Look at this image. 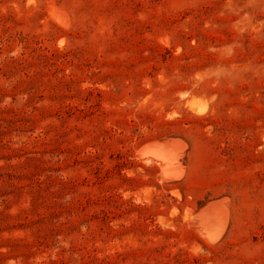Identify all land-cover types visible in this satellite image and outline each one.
Returning a JSON list of instances; mask_svg holds the SVG:
<instances>
[{"label": "rangeland", "instance_id": "1", "mask_svg": "<svg viewBox=\"0 0 264 264\" xmlns=\"http://www.w3.org/2000/svg\"><path fill=\"white\" fill-rule=\"evenodd\" d=\"M0 264H264V0H0Z\"/></svg>", "mask_w": 264, "mask_h": 264}, {"label": "bare ground", "instance_id": "2", "mask_svg": "<svg viewBox=\"0 0 264 264\" xmlns=\"http://www.w3.org/2000/svg\"><path fill=\"white\" fill-rule=\"evenodd\" d=\"M62 17H63V16H62ZM59 18H60V17H59ZM173 143H174V142H173ZM144 146H145V145H144ZM179 151H180V150H179ZM142 154H144V155H145V154H148V152H146V150H145V153H144V152H142ZM164 159H165V160H168V158H164ZM212 236H213V234H212ZM214 236H216V235L214 234ZM214 236H213V238H215ZM215 239H216V238H215Z\"/></svg>", "mask_w": 264, "mask_h": 264}]
</instances>
